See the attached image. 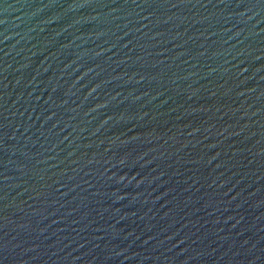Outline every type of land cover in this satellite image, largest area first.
<instances>
[{
    "label": "water",
    "instance_id": "1",
    "mask_svg": "<svg viewBox=\"0 0 264 264\" xmlns=\"http://www.w3.org/2000/svg\"><path fill=\"white\" fill-rule=\"evenodd\" d=\"M0 264H264V0H0Z\"/></svg>",
    "mask_w": 264,
    "mask_h": 264
}]
</instances>
